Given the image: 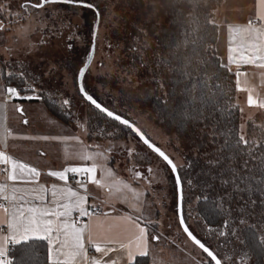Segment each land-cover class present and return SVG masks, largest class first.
Listing matches in <instances>:
<instances>
[{"label": "trees", "instance_id": "trees-1", "mask_svg": "<svg viewBox=\"0 0 264 264\" xmlns=\"http://www.w3.org/2000/svg\"><path fill=\"white\" fill-rule=\"evenodd\" d=\"M7 1L0 0V23H8L10 16L14 21L11 12L16 11ZM225 1L83 0L94 8L52 2L44 8L54 6L55 11L46 17V22H50L49 30L54 24L59 32L70 29L71 18H82L86 11L95 19L98 15L105 18L109 32L104 50L111 54L112 69L96 79L94 90L85 89L86 92L102 106L134 123L146 136L137 115L148 119L169 143L173 140L181 162L174 163L183 184L187 226L220 254L223 264H264V185L258 183L264 177V136L260 133L259 139H255L242 132L236 69L222 51L216 21ZM26 3L34 5L40 0ZM58 6L66 7L67 12ZM36 10L40 8L25 9L21 5L19 11L29 15ZM21 13L23 21L25 16ZM83 23L86 24L84 18ZM70 37L74 40L76 34ZM100 42L99 28L96 52ZM95 61L96 55L88 71ZM70 63L68 60L62 68L67 71ZM5 81L23 94L32 92L28 87L33 83L24 74L11 75ZM101 90L103 95L98 92ZM40 93L41 99L30 102H43L53 117L71 122L64 102L51 99L41 88ZM79 94L93 112L87 116L90 133L111 139L119 132L117 127L144 145L134 132L92 106L80 91ZM257 128L264 131L263 118L258 120ZM241 177L246 179L241 182ZM221 232L225 235L221 236ZM201 253L207 264H213ZM10 256L14 264H47V242L31 240L12 245Z\"/></svg>", "mask_w": 264, "mask_h": 264}, {"label": "rangeland", "instance_id": "rangeland-1", "mask_svg": "<svg viewBox=\"0 0 264 264\" xmlns=\"http://www.w3.org/2000/svg\"><path fill=\"white\" fill-rule=\"evenodd\" d=\"M8 1L10 8L16 12H11L14 15L13 23L11 16L6 20L8 23H0V97L6 95L4 89L8 85L5 78L9 77V73L24 74L33 83L28 89L34 88L35 91L21 94L39 96L41 99L42 95L39 94L41 88L43 92L50 94L51 99L58 102L69 101L65 113L69 114L71 121L64 122L53 117L43 102L18 100L11 104L10 110L11 143L12 146L20 143L25 150H12V152L38 165H41L42 161V166L53 168L90 167L95 163L96 178L102 182L105 181L106 171L111 170L113 175L107 177L103 186L94 184L91 195L97 199L120 203L130 215L146 216L151 220L152 226L158 227L162 239L154 247L156 248L154 252L163 250L166 256L157 255L155 252L153 258H191L193 256L206 260L200 249L184 234L180 226L177 214V187L167 165L125 130L116 127L119 132L115 134V139H104L90 133L88 129L87 116L93 115V112L79 94L78 75L91 52L97 17L95 19L88 11L83 12L82 18L78 16L71 18L70 29L59 32L57 25L54 24V28L49 30L50 22H46V17H49L51 11H55L54 6L43 7L26 15L19 10L21 5L29 0ZM239 1L230 0V9L240 7ZM58 9L67 12L66 7L58 6ZM20 13L25 16V20L20 21ZM229 14L226 20H236L235 17H238V15H232V12ZM83 18L86 20L85 25ZM101 22L102 25L99 26L101 42L99 50L95 52L96 61L84 79L85 89L89 91L97 87L96 79L100 75L112 69L111 54L104 50L105 36L108 35L109 28L104 24L103 16ZM73 33L76 34L74 40L69 38V35ZM69 47L70 50H68ZM66 60L72 62L67 71L62 68ZM98 92L101 95L104 94V90ZM242 105V126H246L245 129L249 127L248 134L244 135L252 138L253 133L260 132L264 136V131L252 125L248 126V120L251 121L250 117L254 111L249 103ZM17 108H22L23 111H17ZM136 118L140 128L145 129L149 140L167 155L170 154L174 162L180 165L178 149L174 146L173 140L169 143L167 137L154 128L145 117L137 115ZM45 136L49 139H43ZM65 137L69 139H64ZM117 138H121V141H115ZM29 152L33 154L30 155ZM39 152H45L47 156L40 159L37 157ZM85 154L93 156L94 159L83 160L81 157ZM124 185L127 187L125 188ZM231 259L234 258H224L225 261Z\"/></svg>", "mask_w": 264, "mask_h": 264}, {"label": "snow or ice", "instance_id": "snow-or-ice-1", "mask_svg": "<svg viewBox=\"0 0 264 264\" xmlns=\"http://www.w3.org/2000/svg\"><path fill=\"white\" fill-rule=\"evenodd\" d=\"M49 2L80 4L84 7L94 8L91 4H84L83 0H40L38 4L30 5L26 3L22 7L25 9L29 7L43 8ZM258 3L264 4V0H258ZM260 19L264 20V17ZM235 58L240 61L264 60V47L261 46L258 40L253 39L248 44H242L236 48ZM84 74L85 70L81 68L79 76L83 77ZM8 75L11 76L12 74L9 73ZM4 90L13 100L40 99L39 96L22 95V90L16 87L7 86ZM30 90L35 91L34 88ZM80 91L84 98L96 109L136 133L145 145L167 162L176 178L178 188L177 210L184 233L207 254L213 264H222L220 254L211 250L201 239H198L185 224L183 191L177 165L160 148L153 145L141 130L130 123L128 119H124L107 107L102 106L85 91L82 85ZM68 103L69 101H64L65 105ZM17 111L22 112L23 110L17 108ZM43 139L47 140L49 137L45 136ZM64 139L69 138L65 137ZM81 158L86 161L94 159L93 156L87 154ZM0 165L9 166L8 179L12 181L35 183L41 175L36 167L19 162L3 151H0ZM101 170L104 171V169ZM149 171L151 170L149 169ZM96 172L97 165L93 163L90 167H66L61 171H50L48 175L65 182V185H67L68 176L71 174L76 184L81 188H85V180L103 186L107 177L113 175L111 170H107L105 181L102 182L96 178ZM245 179L244 177L240 178L241 182ZM258 183L264 185V177H261ZM124 187L126 188L127 185H124ZM117 190L119 191V189ZM245 190L249 189L246 188ZM86 204L87 194L82 195L70 186L58 187L54 184L49 189L43 184H38L32 188L13 185L9 189L8 185L0 183V264H13V259L9 257L10 244L20 245L22 242L32 239L47 242V264H121L122 257L119 255L121 253L127 258L125 264H133L137 255L142 257L149 255L147 237L152 226L151 220L147 219L146 216L135 218L123 216L111 220L107 218V214H101L95 205H92L90 210L89 207H86ZM73 213L78 214L75 219H73ZM83 217H88L89 222H81L80 218ZM239 222L243 224L244 220L241 219ZM120 224L127 225L128 230L132 233L127 238V242L116 232ZM233 232H235V228H233ZM220 235L224 236L225 234L221 232ZM153 239H158V237L154 236ZM90 251L95 254H90ZM114 253L117 254L115 258H113ZM232 255H235V253Z\"/></svg>", "mask_w": 264, "mask_h": 264}, {"label": "crops", "instance_id": "crops-1", "mask_svg": "<svg viewBox=\"0 0 264 264\" xmlns=\"http://www.w3.org/2000/svg\"><path fill=\"white\" fill-rule=\"evenodd\" d=\"M238 4H240V7L230 9V0H226L217 12L216 21L220 26V44H223L221 45V47L222 49L224 48L223 52L225 58L228 63L236 69L237 104L240 107V111L241 106H243L242 104H250L249 106L254 111V113L250 117L251 121L248 120L249 123L247 124L248 126L252 125L257 127L258 120L260 118H264V60L240 61L239 59H236L235 56L237 47L242 44L246 45L250 41H253V39L258 40L261 43V46L264 47V20L260 19L261 17H264V4H259L258 0H240ZM230 12H232V15H238V17H235L237 18L236 20H226L227 16L230 15ZM251 21H254L256 24H251ZM6 95H1L0 97V105H2V107H0V151L5 152L6 155L13 157L19 162L27 163L30 166L36 167L41 172V175L38 181H36L35 183L24 182L19 180L12 181L8 179V176L10 174L9 166L0 165V183L8 185L9 189L13 185L17 187L32 188L36 187L38 184H43L46 188L49 189L54 184L58 187L69 186L65 185V182L59 181L57 178L48 175L50 171H61L66 167L53 168L48 166H42L43 163L41 160V165H38L22 158V156H17L14 152H12V150H25V147L20 143L16 146H12V132L10 129V110L11 104L17 102L18 100H15L13 102H7ZM245 128L246 126L242 128V132ZM247 129H245L246 132L244 131V134H248L249 129L248 131ZM259 133H253V137L255 139H259V137H257L259 136ZM29 153L30 155L33 154V152ZM45 156H47L45 152H39L37 155V157L40 159H43ZM4 167H7L5 171L3 169ZM70 176L71 174H69L68 180ZM94 186V184L88 182L87 185L85 184V188H81L79 185L70 187H73L82 195L87 194L86 207H89L90 210L92 205L100 207L101 214H107L108 219L115 220L118 217L132 216L130 215V213H127V209L123 207L120 203L109 202L105 199L102 200L93 197L91 195L93 194L91 192V188ZM77 216V213H73V219H75ZM80 219L83 223L89 222L88 217H83ZM116 232L121 236L122 239L125 240V242H127V238L132 235V233L128 230V226L124 224H120L119 227L116 229ZM154 236L158 237V239H153ZM161 236L162 235L159 233L158 227L152 226L147 237L149 255L146 257L137 255L135 260L133 261V264H138L139 262H141L140 264H207L206 260H204L203 258H194L193 256L191 258H153V253L156 252H154V250L156 249L154 247L157 246V244H159V242L161 241ZM10 246L12 245L10 244L9 247ZM90 254L95 253L90 251ZM156 254L166 256V253H163V250L157 251ZM119 255H121L122 257L121 264H125L127 259L126 256H123L122 253ZM116 256L117 254L114 253L113 258H115Z\"/></svg>", "mask_w": 264, "mask_h": 264}, {"label": "water", "instance_id": "water-1", "mask_svg": "<svg viewBox=\"0 0 264 264\" xmlns=\"http://www.w3.org/2000/svg\"><path fill=\"white\" fill-rule=\"evenodd\" d=\"M85 4V3H84ZM71 5H75V6H81L80 4H71ZM99 25H100V16L98 15V17H97V22H96V26H95V30H94V34H93V44H92V47H91V52H90V55H89V58H88V60H87V62H86V64H85V66L83 67L84 68V70H85V74H84V76L83 77H80L79 75H78V88H79V91H80V87H81V85L84 87V79H85V76H86V73H87V71H88V69H89V67L91 66V64H92V62H93V59H94V56H95V52H96V43H97V36H98V31H99ZM84 89H85V87H84ZM86 91V90H85ZM80 93H81V91H80ZM82 94V93H81ZM82 96H83V94H82ZM84 97V96H83ZM86 100V99H85ZM87 101V100H86ZM87 102H89V101H87ZM90 103V102H89ZM91 104V103H90ZM92 105V104H91ZM92 106H94V105H92ZM95 107V106H94ZM103 114H105V113H103ZM116 114V113H115ZM106 115V114H105ZM118 115V114H117ZM107 116V115H106ZM122 117V116H121ZM122 118H124V117H122ZM124 119H126V118H124ZM113 120V119H112ZM117 122V121H116ZM130 123H132L131 121H129ZM119 123V122H118ZM132 124H134V123H132ZM134 126H136L135 124H134ZM137 127V126H136ZM142 132V131H141ZM143 133V132H142ZM136 134V133H135ZM144 134V133H143ZM137 135V134H136ZM145 135V134H144ZM137 137L140 139V136H138L137 135ZM145 137L146 138H148L146 135H145ZM149 139V138H148ZM141 140V139H140ZM142 141V140H141ZM150 141V140H149ZM143 142V141H142ZM151 142V141H150ZM152 143V142H151ZM144 144V143H143ZM153 144V143H152ZM145 145V144H144ZM153 145H155V144H153ZM145 146H147V145H145ZM156 146V145H155ZM148 147V146H147ZM156 147H158V146H156ZM149 148V147H148ZM159 148V147H158ZM150 149V148H149ZM152 152H154L152 149H150ZM162 151V150H161ZM164 152V151H163ZM155 153V152H154ZM165 153V152H164ZM156 155H158L157 153H155ZM166 154V153H165ZM167 155V154H166ZM159 156V155H158ZM168 156V155H167ZM160 157V156H159ZM169 157V156H168ZM162 160H163V158L162 157H160ZM170 158V157H169ZM171 159V158H170ZM172 160V159H171ZM164 161V160H163ZM173 161V160H172ZM166 164H167V162L166 161H164ZM173 163H174V161H173ZM168 165V164H167ZM168 167L170 168V166L168 165ZM178 169V168H177ZM170 170H171V168H170ZM172 171V170H171ZM173 173V172H172ZM178 173H179V171H178ZM174 175V174H173ZM180 175V174H179ZM174 178H175V175H174ZM175 181H176V178H175ZM181 185H182V191H183V184H182V180H181ZM177 193H178V188H177ZM183 200H184V193H183ZM183 215H184V211H183ZM178 219H179V223H180V215H179V213H178ZM185 219V218H184ZM185 224L187 225V223H186V221H185ZM180 226H181V224H180ZM181 228H182V230H183V227L181 226ZM184 232V231H183ZM185 235L187 236V234L185 233ZM188 237V236H187ZM189 238V237H188ZM190 239V238H189ZM197 246V245H196ZM198 247V246H197ZM199 248V247H198ZM200 249V248H199ZM201 250V249H200ZM202 251V250H201ZM206 254V253H205ZM207 255V254H206ZM223 264V263H222Z\"/></svg>", "mask_w": 264, "mask_h": 264}, {"label": "built area", "instance_id": "built-area-1", "mask_svg": "<svg viewBox=\"0 0 264 264\" xmlns=\"http://www.w3.org/2000/svg\"><path fill=\"white\" fill-rule=\"evenodd\" d=\"M251 24H253V25H255L256 23L254 22V21H251ZM6 101L7 102H13V101H15V100H13L8 94L6 95ZM4 169V171L7 169V167H4L3 168ZM77 178H80V177H77ZM85 184L87 185L88 184V182L85 180ZM67 185H69V186H77L78 184H76V182H75V179L73 178V176L71 175L70 176V178H69V180H68V182H67ZM97 209L99 210V211H101V208L100 207H97ZM10 250H11V246L9 247V257L11 258V256H10ZM14 264V263H13Z\"/></svg>", "mask_w": 264, "mask_h": 264}]
</instances>
